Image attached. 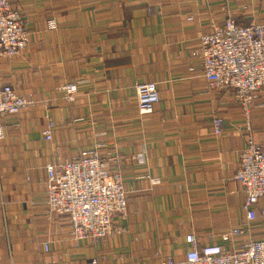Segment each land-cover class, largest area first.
I'll return each instance as SVG.
<instances>
[{
  "label": "crops",
  "instance_id": "obj_1",
  "mask_svg": "<svg viewBox=\"0 0 264 264\" xmlns=\"http://www.w3.org/2000/svg\"><path fill=\"white\" fill-rule=\"evenodd\" d=\"M10 1L29 42L0 57V80L36 102L2 118L0 264H159L184 257L189 233L224 244L221 234L245 218L235 174L248 124L264 147V91L248 117L232 91L209 85L194 51L228 15L264 24V0ZM150 81L160 101L141 115L136 86ZM69 83L71 98L61 89ZM218 114L222 134L212 123ZM95 143L106 144L111 170L120 165L127 212L114 218L119 232L75 245L67 217L47 214L45 165ZM251 233L264 240L263 217Z\"/></svg>",
  "mask_w": 264,
  "mask_h": 264
},
{
  "label": "built area",
  "instance_id": "obj_2",
  "mask_svg": "<svg viewBox=\"0 0 264 264\" xmlns=\"http://www.w3.org/2000/svg\"><path fill=\"white\" fill-rule=\"evenodd\" d=\"M28 42L25 18L10 0H0V57L20 54ZM194 55L201 58L209 85L232 91L249 115L260 92L264 91V24L242 25L228 15L224 25L200 37V48ZM61 89L71 98L76 85L65 84ZM136 92L139 113H152L160 100L158 83L141 82ZM35 102L32 97L19 94L12 84L0 80V140L4 137L2 118L17 115ZM212 123L215 134H222L225 118L218 114ZM52 127V122H48L43 130L45 140L51 139ZM103 146L95 144L71 158L56 159L45 165L47 214L67 217L75 245L85 239L99 242L119 232L114 227V218L127 212V190L120 165L116 164L113 170L109 168L100 152ZM235 179L246 192L245 218L221 234L224 244L202 245L195 233H189L186 240L190 248L184 257L177 260L168 255L159 264H264V240L255 239L251 233L252 223L264 218V205H260L264 199V148L252 131L241 150ZM42 247L47 251L48 241ZM88 264H100L99 258H91Z\"/></svg>",
  "mask_w": 264,
  "mask_h": 264
},
{
  "label": "rangeland",
  "instance_id": "obj_3",
  "mask_svg": "<svg viewBox=\"0 0 264 264\" xmlns=\"http://www.w3.org/2000/svg\"><path fill=\"white\" fill-rule=\"evenodd\" d=\"M155 82H156V81H155ZM140 83H141V82H140ZM62 87H63V86H62ZM75 92H76V89H75ZM136 94H137V92H136ZM65 97H66V96H65ZM159 101H160V100H159ZM157 103H158V102H157ZM263 103H264V102H263ZM253 105H254V104H253ZM240 106H241V105H240ZM252 107H253V106H252ZM138 110H139V109H138ZM251 110H252V108L250 109V112H251ZM247 116L249 117L250 114L247 115ZM225 123H226V121H225ZM224 128H225V126H224ZM248 131H249V132H250V131H252V132L254 131V130L252 129V127H251L249 124H248ZM223 132H224V131H223ZM3 138H4V137H3ZM3 138H2V139H3ZM95 144H104V146L101 147L100 152L102 151V149H103V148L105 147V145H106L105 143H95ZM95 144H94V145H95ZM94 145H93V146H94ZM261 146H262V145H261ZM262 147H263V146H262ZM92 148H93V147H92ZM263 148H264V147H263ZM90 149H91V148H90ZM242 149H243V148H242ZM240 153H241V152H240ZM137 159H138L139 161H143L142 156L138 157ZM46 208H47V207H46ZM115 217H116V216H115Z\"/></svg>",
  "mask_w": 264,
  "mask_h": 264
}]
</instances>
